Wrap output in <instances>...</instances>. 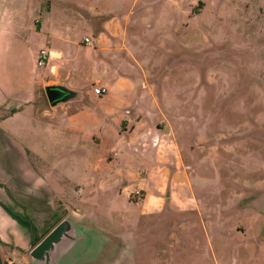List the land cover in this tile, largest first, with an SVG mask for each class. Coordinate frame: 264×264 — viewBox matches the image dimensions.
I'll return each instance as SVG.
<instances>
[{"label": "rangeland", "instance_id": "1", "mask_svg": "<svg viewBox=\"0 0 264 264\" xmlns=\"http://www.w3.org/2000/svg\"><path fill=\"white\" fill-rule=\"evenodd\" d=\"M64 1L147 15L131 26L140 41L120 52L130 111L89 93L44 118L40 89L9 127L13 155L3 160L31 203L13 211L41 236L64 217L80 227L86 241L70 264H264V0ZM79 47L64 68L70 85L91 92L117 60ZM127 120L134 141L117 132ZM177 151L191 184L180 203L152 180Z\"/></svg>", "mask_w": 264, "mask_h": 264}, {"label": "crops", "instance_id": "2", "mask_svg": "<svg viewBox=\"0 0 264 264\" xmlns=\"http://www.w3.org/2000/svg\"><path fill=\"white\" fill-rule=\"evenodd\" d=\"M17 1L20 3L18 8L15 7ZM56 1L60 3L58 6L53 5ZM17 9L19 16L16 18ZM146 22L147 15L142 10L136 16L130 11L124 14L114 9L97 8L87 1L70 8L64 0H0V159L3 165L0 169V264L6 260L16 264H33L28 257L33 248L32 239L41 237L31 226V220L13 211L15 204L31 205L26 202L30 196L28 189L25 187L27 190L23 191L17 186L16 189L13 187L14 170L3 160L13 155L7 146L14 116L24 106L35 104L41 98L40 89L44 90L47 85L65 86L76 92L77 96L56 106H51L47 101L48 109L41 111L44 118L72 110L70 106L81 102L89 93L98 96L93 90L81 92L68 83L69 72L65 68L75 59L76 55L73 54L80 51L79 46L97 51L95 59L103 63H108L113 57L117 60L118 64L115 62L112 67L104 64L103 74L96 81L97 87L105 89V93L98 96L101 99L97 103L114 100L117 109H127L129 114V106L124 105L126 102L122 97L125 91H132L134 85L128 82L123 73L120 52L126 49L128 41H140L131 26H143ZM86 38L93 41L92 46L84 43ZM43 50L49 53V57L42 66H38L36 59ZM75 116L77 114L73 112L69 117ZM132 122L127 120L119 125L120 128L117 127L120 139L128 137L134 141L137 138L138 128H128ZM139 122L140 128L143 127L144 124ZM146 131L147 136L151 135V128L147 124ZM28 152L24 150L22 158L31 173ZM182 165L178 151L168 152L153 173V182L159 183L160 179L158 190L162 192L169 187L170 199L174 203H180L179 189L191 186L190 179L183 177L179 171ZM18 183L27 186L24 178L19 179ZM16 196H20L19 199ZM159 202L160 198L156 199L155 204Z\"/></svg>", "mask_w": 264, "mask_h": 264}, {"label": "water", "instance_id": "3", "mask_svg": "<svg viewBox=\"0 0 264 264\" xmlns=\"http://www.w3.org/2000/svg\"><path fill=\"white\" fill-rule=\"evenodd\" d=\"M44 94L51 106L65 103L77 96L76 92L62 85H47L44 87ZM85 241L84 231L68 217H64L33 246L28 257L33 264H70Z\"/></svg>", "mask_w": 264, "mask_h": 264}, {"label": "built area", "instance_id": "4", "mask_svg": "<svg viewBox=\"0 0 264 264\" xmlns=\"http://www.w3.org/2000/svg\"><path fill=\"white\" fill-rule=\"evenodd\" d=\"M84 43L86 45H92V41H90L87 38L84 40ZM48 57H49V53L47 51H45V50L40 51L38 56H37V59H36L37 65L42 66L46 62ZM93 92H94V94L101 96L105 93V89L101 88V87H96L93 89ZM4 264H16V263L12 260H6Z\"/></svg>", "mask_w": 264, "mask_h": 264}, {"label": "trees", "instance_id": "5", "mask_svg": "<svg viewBox=\"0 0 264 264\" xmlns=\"http://www.w3.org/2000/svg\"><path fill=\"white\" fill-rule=\"evenodd\" d=\"M51 228H52V227H51ZM51 228H50V229H51ZM50 229H48V231H49ZM48 231H47V232H48ZM42 237H43V236L32 239V246L36 245V244L40 241V239H41Z\"/></svg>", "mask_w": 264, "mask_h": 264}]
</instances>
